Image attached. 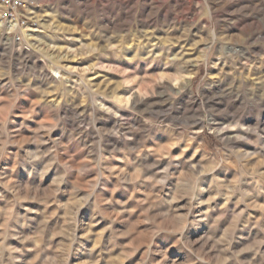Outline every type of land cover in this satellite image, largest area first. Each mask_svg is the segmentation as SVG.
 <instances>
[{
	"label": "rangeland",
	"instance_id": "obj_1",
	"mask_svg": "<svg viewBox=\"0 0 264 264\" xmlns=\"http://www.w3.org/2000/svg\"><path fill=\"white\" fill-rule=\"evenodd\" d=\"M29 8L0 24V264H264V0Z\"/></svg>",
	"mask_w": 264,
	"mask_h": 264
},
{
	"label": "built area",
	"instance_id": "obj_2",
	"mask_svg": "<svg viewBox=\"0 0 264 264\" xmlns=\"http://www.w3.org/2000/svg\"><path fill=\"white\" fill-rule=\"evenodd\" d=\"M32 5L33 0H0L2 18H17L18 23L23 22V11Z\"/></svg>",
	"mask_w": 264,
	"mask_h": 264
},
{
	"label": "bare ground",
	"instance_id": "obj_3",
	"mask_svg": "<svg viewBox=\"0 0 264 264\" xmlns=\"http://www.w3.org/2000/svg\"><path fill=\"white\" fill-rule=\"evenodd\" d=\"M30 9V8H28ZM0 18H2V10L0 8ZM4 20L7 21H2L0 20V24L3 25H8L9 29H14L18 34H20L23 38L27 37V32L30 30L29 26H21L17 22V18H6Z\"/></svg>",
	"mask_w": 264,
	"mask_h": 264
}]
</instances>
